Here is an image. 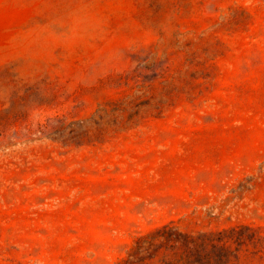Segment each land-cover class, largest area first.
<instances>
[{"label":"rangeland","instance_id":"rangeland-1","mask_svg":"<svg viewBox=\"0 0 264 264\" xmlns=\"http://www.w3.org/2000/svg\"><path fill=\"white\" fill-rule=\"evenodd\" d=\"M0 264H264V0H0Z\"/></svg>","mask_w":264,"mask_h":264}]
</instances>
